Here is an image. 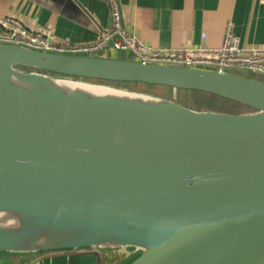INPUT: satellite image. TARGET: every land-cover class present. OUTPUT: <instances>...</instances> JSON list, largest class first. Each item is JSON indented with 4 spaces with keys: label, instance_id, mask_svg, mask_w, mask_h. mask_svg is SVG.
<instances>
[{
    "label": "water",
    "instance_id": "1",
    "mask_svg": "<svg viewBox=\"0 0 264 264\" xmlns=\"http://www.w3.org/2000/svg\"><path fill=\"white\" fill-rule=\"evenodd\" d=\"M114 54L0 44V213L20 217L0 226V256L264 264V80ZM54 82L147 98L92 97ZM128 85L252 111H197L118 88Z\"/></svg>",
    "mask_w": 264,
    "mask_h": 264
},
{
    "label": "crops",
    "instance_id": "2",
    "mask_svg": "<svg viewBox=\"0 0 264 264\" xmlns=\"http://www.w3.org/2000/svg\"><path fill=\"white\" fill-rule=\"evenodd\" d=\"M118 2L124 28L152 49H216L222 46L229 26L242 46L264 48V0ZM1 19H13L34 32L50 29L60 42L72 45L97 42L112 23L108 0H0ZM109 53L114 54L108 52L105 56ZM96 262L94 256L85 252L0 256V264Z\"/></svg>",
    "mask_w": 264,
    "mask_h": 264
},
{
    "label": "built area",
    "instance_id": "3",
    "mask_svg": "<svg viewBox=\"0 0 264 264\" xmlns=\"http://www.w3.org/2000/svg\"><path fill=\"white\" fill-rule=\"evenodd\" d=\"M108 3L112 23L97 42L78 45L63 43L50 29L34 32L13 19H1L0 44L97 57L105 56L108 52H130L133 60L142 63L228 72L264 80V48L242 46L231 26L227 28L222 46L216 49L181 47L157 50L145 45L134 33L124 28L118 0H108Z\"/></svg>",
    "mask_w": 264,
    "mask_h": 264
},
{
    "label": "bare ground",
    "instance_id": "4",
    "mask_svg": "<svg viewBox=\"0 0 264 264\" xmlns=\"http://www.w3.org/2000/svg\"><path fill=\"white\" fill-rule=\"evenodd\" d=\"M54 85L58 87L59 89L67 90V91H72V92H87L90 94H93L92 97H95L94 92H98V96H113V97H130V98H147L143 97L141 95H136V94H130V93H125L122 91H118L115 89H111L108 87H99V86H89V85H83V84H78V83H66V82H54ZM30 90L37 91L38 89H34L31 87H26ZM90 96V95H89ZM20 217L15 214H7V213H0V226H15L17 223H19Z\"/></svg>",
    "mask_w": 264,
    "mask_h": 264
},
{
    "label": "rangeland",
    "instance_id": "5",
    "mask_svg": "<svg viewBox=\"0 0 264 264\" xmlns=\"http://www.w3.org/2000/svg\"><path fill=\"white\" fill-rule=\"evenodd\" d=\"M118 88H122L125 90L143 91L149 94L160 96L162 98H167L169 100L175 101L179 104H182L186 107L192 108L197 111H213V110H210L206 104H202L199 101H198V107H197L195 98L193 96L186 95L181 92L173 93L171 91H167L163 89H154V88H148V87L146 88V87H140V86H134V85L118 86ZM213 112H218V111H213ZM220 113L231 114L230 112H220ZM240 114H243V113H240Z\"/></svg>",
    "mask_w": 264,
    "mask_h": 264
},
{
    "label": "trees",
    "instance_id": "6",
    "mask_svg": "<svg viewBox=\"0 0 264 264\" xmlns=\"http://www.w3.org/2000/svg\"><path fill=\"white\" fill-rule=\"evenodd\" d=\"M189 95L195 98L197 107L199 101L202 104H206L210 110L218 111V112H230L231 114H240V113L252 111L243 105L210 94L190 93Z\"/></svg>",
    "mask_w": 264,
    "mask_h": 264
}]
</instances>
